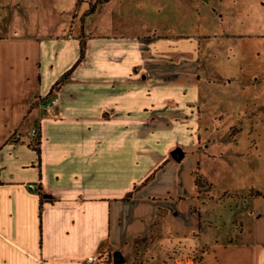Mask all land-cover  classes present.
<instances>
[{
  "label": "crops",
  "instance_id": "1",
  "mask_svg": "<svg viewBox=\"0 0 264 264\" xmlns=\"http://www.w3.org/2000/svg\"><path fill=\"white\" fill-rule=\"evenodd\" d=\"M178 3L0 0V264H86L103 250L156 264L157 246L161 264H264V192L215 194L204 178L202 197L194 179L213 82L194 42L192 66L178 65L191 39L171 28Z\"/></svg>",
  "mask_w": 264,
  "mask_h": 264
},
{
  "label": "rangeland",
  "instance_id": "2",
  "mask_svg": "<svg viewBox=\"0 0 264 264\" xmlns=\"http://www.w3.org/2000/svg\"><path fill=\"white\" fill-rule=\"evenodd\" d=\"M177 6L181 22L168 21L165 28L171 24L174 35L191 37L181 41L185 47L178 65L192 66L194 42L200 52L196 65L201 67L202 84L213 82L207 86L209 96L202 95L208 102L204 125L209 127L203 143L210 148L199 153L203 177L194 174L202 197L210 194L209 183L215 194L235 186L264 192V0H179ZM146 13L133 9V14ZM148 22L143 21V28L164 30L157 21ZM161 66L166 65L159 61ZM181 251L194 262L200 258L196 251ZM152 252L155 263L161 264V249L157 246Z\"/></svg>",
  "mask_w": 264,
  "mask_h": 264
},
{
  "label": "built area",
  "instance_id": "3",
  "mask_svg": "<svg viewBox=\"0 0 264 264\" xmlns=\"http://www.w3.org/2000/svg\"><path fill=\"white\" fill-rule=\"evenodd\" d=\"M58 103H59V98L58 97H52L49 100V102L46 103L45 107L47 110H51L53 107L58 105ZM29 135L32 139L37 138L38 137V129L33 128L30 131ZM29 186L31 189H37V186L35 184H30ZM115 257H116V255H114V253L112 251L103 250L101 252L89 255L85 259V263L86 264H115L114 263Z\"/></svg>",
  "mask_w": 264,
  "mask_h": 264
},
{
  "label": "trees",
  "instance_id": "4",
  "mask_svg": "<svg viewBox=\"0 0 264 264\" xmlns=\"http://www.w3.org/2000/svg\"><path fill=\"white\" fill-rule=\"evenodd\" d=\"M93 12V9H91L90 10V13H92ZM84 55H85V43L84 42H82L81 43V54H80V60H79V62H81V60L84 58ZM70 72L71 71H69L67 74H65L63 77H62V79L57 83L58 85L59 84H62V83H64L66 80H68V78H69V76H70ZM34 140V142H35V144H34V146L32 145V147L37 151V153H40V151H39V137H37V138H35V139H33ZM197 184V183H196ZM197 186L200 188V184H197ZM131 198V194H129L128 196H126L125 197V200H129ZM161 216H160V220H159V222L161 223ZM145 241H148V239L147 240H145Z\"/></svg>",
  "mask_w": 264,
  "mask_h": 264
},
{
  "label": "water",
  "instance_id": "5",
  "mask_svg": "<svg viewBox=\"0 0 264 264\" xmlns=\"http://www.w3.org/2000/svg\"><path fill=\"white\" fill-rule=\"evenodd\" d=\"M121 262V259H120V257H115V260H114V263L115 264H118V263H120Z\"/></svg>",
  "mask_w": 264,
  "mask_h": 264
}]
</instances>
